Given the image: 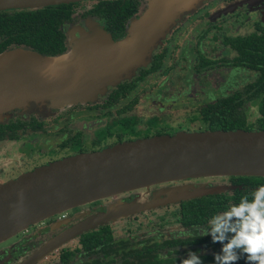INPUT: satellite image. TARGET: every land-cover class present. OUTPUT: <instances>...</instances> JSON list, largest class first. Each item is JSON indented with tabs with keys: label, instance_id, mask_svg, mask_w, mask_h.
I'll return each instance as SVG.
<instances>
[{
	"label": "flooded vegetation",
	"instance_id": "flooded-vegetation-1",
	"mask_svg": "<svg viewBox=\"0 0 264 264\" xmlns=\"http://www.w3.org/2000/svg\"><path fill=\"white\" fill-rule=\"evenodd\" d=\"M135 1L137 4L135 12L127 18L119 35L111 34L110 27L100 18L86 14L96 0L71 3L74 4L75 11L71 21L59 26L65 36L66 49L58 55L68 50L66 38L68 30L72 27L85 30L84 22L87 19L97 22L110 35L112 41L117 42L123 39L130 21L138 18L146 10V0ZM11 11H17V9L2 10L0 13ZM190 27L193 35H190ZM227 28L234 29V33L220 34L221 32L226 33ZM75 38L79 39V36ZM4 42L6 38L0 37V55L18 49L33 51L25 45L16 43L1 47V43ZM215 43H218V46H215ZM210 45H212L210 49L212 52L215 47L220 48L219 55L211 56L210 52H206V47ZM171 51L176 53V58L183 62V67L186 69L183 72L188 74L186 78L189 79L192 76L186 88L195 89L193 86L196 85L198 89L195 90L199 94H195L192 99H189L184 91H182L184 94L179 91L171 95L167 88L160 85L157 91L152 93L150 91L149 95H140L142 90L139 88L145 79L162 72L164 59L168 53L171 54ZM177 62L170 68L178 66ZM220 69L224 74L228 71L231 73L229 77L232 79L227 85L212 88L201 80L203 77H210L215 72L218 73ZM263 74L264 0H206L193 14L186 16L183 23L176 25L166 36L163 44L152 52L148 63L144 67L137 68L133 76L108 85L105 92L99 94L93 101H82L68 106L66 112L72 109L78 110L75 113L79 117L78 120L84 123L88 120V123L83 129L79 128L76 131H67L62 134V139L57 144L45 143L46 148L43 150L39 141L32 143L36 140L35 137L41 138L46 135V126L49 123L44 122L45 117L36 114H21L18 110H12L13 108L0 109V114H3L2 117L0 115V184L14 180L21 174L48 163L74 155L98 152L122 142L156 136H171L179 132L216 131L209 130L211 120L217 115L215 108L211 107L218 104L222 109L221 115H223L227 104L222 103L221 105L217 102H226L236 93L258 90V86L264 84ZM2 82L0 78V87ZM230 105L256 107L257 98L252 97L243 103H238L235 99ZM190 107L191 110H188ZM180 109L188 110L187 114L181 121L170 123L172 112ZM66 112H58L59 114L52 122L56 123L57 119L62 120ZM93 117L96 119L89 120ZM247 119L254 120V118L250 120L249 114ZM16 153L22 156L18 159L15 157ZM224 179L229 186V177H224ZM168 185L170 184L150 186L151 189L147 188L149 190L146 196L149 198V193L155 190L162 192L163 188H168ZM215 185L216 183L212 180L209 187ZM138 190L116 194L115 196H118L120 200L112 203L111 207L103 206V204L109 198L115 197L114 195L76 206L28 226L15 236L0 242V264H20L41 245L63 231L98 217L102 213H118L120 207L134 201ZM170 207H174V211L169 215L175 219L177 229L161 233V229L157 228L152 230L151 234H137L134 237L127 235L115 238L113 236L111 224L127 220L136 221L139 215ZM178 209L179 203L166 204L151 210H140L107 219L104 223L83 231L58 247L56 249L58 261L60 264H72L70 258L75 253L78 259L75 258L74 264H162L165 258L161 257L167 258L168 252L172 254L177 251L193 252L194 249L199 248V253L202 254L204 251L217 248L218 244L207 242H196L193 245L179 244L180 241L198 240L195 239L196 235L204 240L206 237L201 235V230L207 226L210 218L206 223L186 226L181 221ZM139 227L140 225L134 228L128 227L124 234L136 231ZM182 233H190V235ZM70 241L76 243L73 250L65 247ZM177 253L174 257L178 256Z\"/></svg>",
	"mask_w": 264,
	"mask_h": 264
},
{
	"label": "water",
	"instance_id": "water-1",
	"mask_svg": "<svg viewBox=\"0 0 264 264\" xmlns=\"http://www.w3.org/2000/svg\"><path fill=\"white\" fill-rule=\"evenodd\" d=\"M80 1L86 0H0V11ZM195 2L152 0L145 12L130 21L126 35L117 42L97 22L87 19L85 30H68V50L62 55L40 56L22 49L1 54L0 109L74 102L83 90L97 93L115 84L148 62L157 30L169 22V16L178 18L192 10ZM211 177L264 178V130L179 132L122 142L35 168L0 184V242L79 205L154 185ZM232 189L214 186L185 191L168 187L148 202H132L120 207L118 213H102L63 231L20 264H36L107 219Z\"/></svg>",
	"mask_w": 264,
	"mask_h": 264
},
{
	"label": "trees",
	"instance_id": "trees-1",
	"mask_svg": "<svg viewBox=\"0 0 264 264\" xmlns=\"http://www.w3.org/2000/svg\"><path fill=\"white\" fill-rule=\"evenodd\" d=\"M73 6L74 4L69 3L37 9L1 12L0 37L2 39L6 38V42L1 43V47L16 43L48 56H56L64 52L66 49L65 36L59 26L62 23L71 21L75 12ZM136 7L135 0H96L86 14L100 18L103 23L110 27L111 34L119 35L127 18L135 12ZM262 77H264V74ZM258 87L259 89L253 92L245 91L244 94H233L226 102H217L221 105H223L222 103L227 104L223 115H221L220 111L222 109L219 108L218 104L212 106L211 108H215L217 111V115L215 119L211 120L209 130H264V84ZM252 97L257 98V105L254 120L249 121L247 119L248 107L230 105V103L234 102L235 99L238 103H243ZM260 184H264V178L229 177V186L233 187L232 190L178 202L181 221L186 226L206 223L208 218L226 210L231 203L238 204L241 196L252 192ZM195 239L198 240L180 241L179 244L190 243L193 245L196 242L212 244L210 237L202 240L199 235H196ZM220 248L221 245L218 244L217 248L204 251L202 254L199 253V248L194 249L193 252H197L201 256L204 264H214L213 254L218 252ZM177 252L173 254L168 252L167 255L169 256L163 260L162 264H180L181 259L187 258L188 252ZM176 253L178 256L174 257ZM238 264H245V260L241 259Z\"/></svg>",
	"mask_w": 264,
	"mask_h": 264
},
{
	"label": "rangeland",
	"instance_id": "rangeland-1",
	"mask_svg": "<svg viewBox=\"0 0 264 264\" xmlns=\"http://www.w3.org/2000/svg\"><path fill=\"white\" fill-rule=\"evenodd\" d=\"M151 1L152 0H146V2H147L146 9L150 6ZM204 1H206V0H196L195 5L193 6L192 10L180 15L178 18L172 17V15L169 16V20H167L169 22L165 21L163 24V28H161L160 30H157L158 38H155L156 43L153 44L155 47L151 48L150 56H151L152 52L157 47H159L163 44V41L166 38V36L168 34H170V32L176 27V25L183 23L184 20L186 19V16L193 14L198 8H200L202 6ZM174 18H175V20H174ZM233 33H234V29L227 28L226 33L221 32L220 34H222V35L226 34L227 35V34H233ZM191 34L193 35L192 28L190 27V35ZM214 45L218 46V43H215ZM169 46L171 47V45H169ZM211 48H212V45H210V47L207 46L206 52H210L211 56L219 55V52H220L219 47H215V50L213 52L210 50ZM173 51H175V50H173ZM173 51H171V54L168 53L167 57L164 59V68L162 69V72L159 74L151 75L145 79L142 86L139 88V90H142L139 93L140 95L141 94L142 95H149L150 93H148V92L151 91V93H152L154 91H157L158 90L157 87H159L160 85L162 87L167 88L168 93H170L171 95H175L179 91H180V93L184 94L182 92V91H184L185 93L188 94L189 99H192L195 94H199L196 91L198 89L196 85L193 86V88H195L196 90L189 88V87H188L189 89L186 88V85L189 83L188 81H190L192 79V76L189 77V79L186 78L188 76V74L183 72L186 70L183 67L184 66L183 62L180 61L178 58H176V53H174ZM176 61H178L177 63H179V65L176 67L170 68V66L174 65V63ZM147 63H145L144 65L139 66V67H144ZM139 67H136L134 69V71H132L129 74V76H125V77L122 76V79H127V78H130L131 76H133V74L135 73V70ZM218 71H219L218 73L213 72L214 73L213 75H210V77H208V78L203 77L201 80H204V83H207V86H210L212 88H219L223 85H227V83H229L232 79V78L230 79V77H229V75L231 73H229V71H228L227 73L224 74L222 69H220ZM179 77H181V78H179ZM118 81H116V82H118ZM218 82H220V83H218ZM107 87L108 86H106L104 90H100L99 91L100 93L97 92L98 94L94 93L92 91H88V90H83V91L79 92L78 94L76 93L77 96L75 97L74 102H66V101L62 102L61 101V102H57V103L54 102V104H53V102H51V103H44V105L39 106V107L38 106L37 107H31L29 109L19 107V108H13L12 110H14V109L18 110L19 113H21V114H36L38 116L45 117L43 119L44 122L49 123V125L46 126V129H47L46 135L44 137H41V138H39V136H37V137H35L36 140L32 141V143L39 141L40 147L43 150H45V148H46L45 143L48 145L57 144L59 142V140L61 141L62 134H64L65 132L76 131L79 128L83 129L84 126L87 125L88 120L86 121V123L78 120L79 117L75 115V113L78 110L74 111L75 109H72V110H69L68 112H66L68 110L67 107L70 106L71 104L80 103L82 101H93L99 94H103ZM187 90H189V91H187ZM149 99H151V96H149ZM141 103H144V101H141ZM140 105H143V104H140ZM188 110H191V107ZM188 110L180 109L177 112L173 111L172 115H171V119H169V122L174 124L176 122L181 121L183 119V117L185 116V114H187ZM58 112L59 113L66 112V114H64L65 116H63L62 120L58 121V119H57V122L53 123L52 120L55 118L56 115L59 114ZM248 113H249L250 120H252L255 116V107L249 108ZM0 115L2 117L3 114H0ZM47 117H49V118H47ZM95 119L96 118L93 117L92 119L90 118L89 120H95ZM59 127H62V128L60 130H57ZM19 154L20 153L15 154V157H17L18 159H19V157L22 156ZM212 180H214V182L216 183V185H215L216 187H227V184L225 182L224 177L189 179V180L179 181L176 183H171L170 185H168V187H175L179 190L182 189L185 191H190V189L192 187L193 188H202V189L212 188V187H209L210 182ZM6 182H8V181H5L4 183H6ZM4 183H2V184H4ZM149 189H151V187ZM165 189L166 188H163V190H165ZM148 190H147V188H146V190H145V188L139 189L137 191V194L134 196L135 199L133 202H135V203L146 202V201L150 200L149 198H151V196H156L158 194V192H156V190L152 191L149 193V198H148L146 196V194H147L146 192ZM152 193H153V195H151ZM119 200L120 199L118 198V196L109 198V200H106V201L104 200L105 202H104L103 206L105 205V206L111 207L112 203L119 201ZM173 211H174V207H170L167 209L163 208V209L156 210L154 212H150V213L145 214V215H139L136 221L127 220V221H120V222H117L115 224L113 223V224H111L113 236L115 238H118V237L120 238V237H126L127 235H129L131 237H134L137 234L147 235V234H151L150 232L154 229H157V228L161 229V233L175 230L178 228V225L176 224L175 219L169 215ZM138 225H140V227L137 228L136 231H132L128 234H124L125 230L128 227L134 228V227H137ZM65 247L69 250H73V248L76 247V243L70 241V243L65 245ZM57 256H58V251L55 250L52 253H50L49 255H47L45 258H43L37 264H60ZM76 256L77 255H75V253H74L73 257L70 258V263L74 264L75 260L78 259Z\"/></svg>",
	"mask_w": 264,
	"mask_h": 264
},
{
	"label": "clouds",
	"instance_id": "clouds-1",
	"mask_svg": "<svg viewBox=\"0 0 264 264\" xmlns=\"http://www.w3.org/2000/svg\"><path fill=\"white\" fill-rule=\"evenodd\" d=\"M201 235L221 245L213 254L214 264H238L241 259L245 264H264V184L241 196L238 204L231 203L226 210L214 214ZM180 264L204 262L197 252L189 251Z\"/></svg>",
	"mask_w": 264,
	"mask_h": 264
}]
</instances>
